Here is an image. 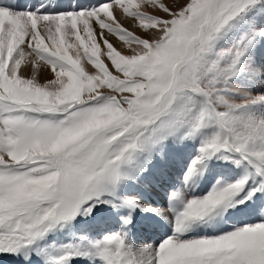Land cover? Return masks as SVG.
Segmentation results:
<instances>
[{"label":"snow or ice","instance_id":"1","mask_svg":"<svg viewBox=\"0 0 264 264\" xmlns=\"http://www.w3.org/2000/svg\"><path fill=\"white\" fill-rule=\"evenodd\" d=\"M260 17L264 0H98L67 10L0 0V255L264 264V90L252 89L264 83L254 52L264 41ZM169 140L198 142L169 206L122 194L164 158ZM213 160L241 175L190 194ZM98 204L129 215L99 238L73 235L76 217ZM137 208L171 234L133 244ZM242 213L258 219L220 227ZM201 225L218 231L188 235ZM65 227L67 242L45 243Z\"/></svg>","mask_w":264,"mask_h":264},{"label":"rangeland","instance_id":"2","mask_svg":"<svg viewBox=\"0 0 264 264\" xmlns=\"http://www.w3.org/2000/svg\"><path fill=\"white\" fill-rule=\"evenodd\" d=\"M54 3H56V1L53 2V4ZM87 5H86V7H88ZM82 6H84V5H82ZM70 8L71 7H62V8H60V10H67V9H70ZM53 10H55V8ZM260 18L261 19H264V17H260ZM125 26L126 27H129L130 29H132V22L130 21V24L129 25H125ZM132 30L137 31L138 34H140L138 29H132ZM111 39L112 40H115L116 42H118L115 37H111ZM254 52H255V60H256L257 66L264 65V41H261L260 43H258L255 46ZM260 79H264V77H261ZM234 83H236L237 86H240L244 82L241 79L238 78ZM252 89L254 91L264 90V83H260L259 81H257L255 84L252 85ZM197 147H198V142H196V141H180V142H174L172 140H169L167 142V146H166L165 152H164V155H166V160H164L165 158L164 159H161L159 157V160L160 161L158 162L155 159H153V162L151 163V165L149 166V168L156 166V172L158 173V175H157V173L153 169V172L155 174L154 176H155V178H160V186L159 187H162L166 191V192H164V198H163V203L164 204H162V206L164 205V206H166V208L169 206V202H168L169 200H167L169 193L171 191H174L176 188H178V187L181 186V184H182V179L181 178H183V174H184V171L187 168L188 163L190 162V160L192 159V157L196 154ZM169 159H171L173 161L170 163L168 161ZM177 160H178V162H181L182 163V168L181 167L178 168V166H177V170H175L176 169L175 162ZM158 163H161V164L158 165ZM171 164L173 166H170ZM229 167L230 168L232 167L231 164L225 163V162H222V161L213 160V161L209 162L208 169L205 172H207V174H208L209 170H211L210 174L208 176H207V174H206V176H204V174H203V176L197 177L195 179V182H194V185H193L194 186V191L190 192V194H192V195L203 194L204 191L206 192L212 186V184L215 183L214 180L222 179V180H225V181H232V180L237 179L241 175V169L236 168L235 171L237 172L238 175L237 176H233L232 175L231 177H229V174L228 173L226 174V172L227 171L229 172V170H230ZM163 168L165 170L164 172L162 170ZM223 169L225 170V173L223 175L222 174L218 175V173L222 172ZM144 173H147L148 175L152 176V174L150 173V170L149 169H147V171H145ZM161 174L163 176H161ZM212 175H215L216 176L215 177L216 179L215 178H212L211 177ZM150 180H151L150 177H147L146 178L145 176L141 175L139 177L138 181H135V182L128 181L127 183H125L122 186V188H121V192L124 195H132V196H135L139 200V202L142 204L144 202V200L141 197V195H139L140 194V191L137 188H140L142 191L146 189L145 190V193H147V194L149 193L151 196H156L157 195V194L155 195L157 189H154L155 187L154 186H151L153 183H151ZM177 181H179L181 183H177ZM165 182H169V183L171 182V184L168 185V183H166V184H164L165 187H163V183H165ZM173 183H175V189L171 188V187H173ZM178 185H180V186H178ZM157 197L159 198L158 195H157ZM98 206H100V204L96 205V207L93 209V214L92 215H95L98 212L96 210V208ZM108 207H110V206H108ZM151 207H152V205H151ZM156 208L158 209V207H156ZM111 210L112 209H109V211H111ZM143 212H148V211H143ZM149 213H153V212H149ZM105 214L106 215L108 214V215L111 216V214H113V213L112 212L111 213H107L105 211ZM115 214H116V210L114 212V216H112V217H116V219L122 216V215L115 216ZM85 218H87V217L77 216L76 219L72 222V227L79 226V229H78V232H79L78 235L79 236L80 235H84V236H87L88 238H99L100 236H102L106 232H115V231H117L119 229L118 227H114V228H109V229L106 228V229L102 230V228H104V227H102V228H98L97 227L96 230H97V232H100V233L99 234H95V235H89L90 232L89 231H86V228L88 226L86 228H84V227H81L80 226V223H79V221H84ZM138 219L140 220L141 218L138 217ZM254 219H258V217H255V218L252 217V218L249 219V221L251 222ZM144 220L145 221H147V220L150 221V224H152L154 226L157 225L156 222H152L150 219H144ZM133 223L135 224V227H134V230L135 231H136V229H137L138 226H140V225L141 226L142 225L144 226L145 225L143 223H135V222H133ZM96 230L95 229H93V231L91 230V233L92 232L94 233V231H96ZM64 232H67V231L65 230ZM57 233H58V231H55L54 233L50 234L48 236L47 240L45 241V243L47 244V243L53 242L54 239L56 237H58L57 236ZM129 233H131V230L129 231ZM162 239H164V238H161L160 240H158L153 245L158 244ZM55 241H57L58 243H63L64 240H63V238L61 239L59 237V240H55ZM59 241H62V242H59ZM3 256H9V255H7V254L0 255V261L8 260L6 258L1 259V257H3ZM33 258H34V263L33 264H38L37 263L38 262V259H36L37 256L34 255V256H32V259ZM77 260H80V259H77ZM74 261H76V260H74ZM74 261H72V262H74ZM95 264H99V261H96Z\"/></svg>","mask_w":264,"mask_h":264},{"label":"bare ground","instance_id":"3","mask_svg":"<svg viewBox=\"0 0 264 264\" xmlns=\"http://www.w3.org/2000/svg\"><path fill=\"white\" fill-rule=\"evenodd\" d=\"M53 4V2H55ZM44 0H14V4L16 7H23V8H36L38 7L41 3H43ZM98 2V0H50V3L53 4V9L55 8V6H59V8L62 7H73L74 4L76 5H84L86 6H91L92 4ZM125 25H129L130 21L124 22ZM113 42L115 44H117V47H121V45L116 42L115 40H113ZM170 163L173 161L171 159L168 160ZM213 163V162H212ZM224 164V163H223ZM175 165L178 166V168H180L179 163L177 162ZM170 166H173L172 164ZM232 167L230 168L229 172L227 171L226 174H229V177L233 176H237V172L235 171L236 167L231 165ZM223 167V166H222ZM172 168V167H171ZM211 168V167H210ZM177 170V167L176 169ZM181 170V169H180ZM211 170H209L208 174L207 172L204 173V176H207L210 174ZM221 173H225L224 170H222V172L218 173V175H220ZM168 177V176H167ZM212 178H215V175L211 176ZM216 179V178H215ZM154 189H157L156 187ZM146 190V189H145ZM145 190H143L141 192L142 194V198L144 200V202L142 203V205L148 206V207H152L153 209H157L156 207L159 208H166V206H159L158 202L161 201L163 202V198H164V192H166L164 189H157L155 195L157 194L159 196V198L156 196H151L149 193H145ZM160 190V191H159ZM164 191V192H163ZM140 195V194H139ZM154 203V204H153ZM109 206V205H108ZM106 204H100V206H98L96 208V210L98 211L95 215H91L88 216L87 218H85L84 221H79L80 226L81 227H85V226H91L90 230L93 229H97L98 228H102V227H107L109 228V225L111 227L116 226V224H118L121 227V219L120 217L116 219V217H112L114 216V212L116 210V214L115 216H128L129 215V210L127 208H121V209H113L111 207H108ZM155 207V208H154ZM109 209H112L111 211H109ZM105 211L107 213H113L110 215H106ZM242 214H238L235 215L234 218L230 217L227 220L226 225H221L220 227H228L229 229L231 228L232 225L237 224L239 222H244L242 220L241 217ZM110 216V217H109ZM131 216L133 218H131V224L128 226L129 230H131V233H129V236L131 238V241L133 244L139 245L140 242L144 241L146 244H151L154 241H158L159 238L163 237L164 234L168 233L171 234V226L165 222V220H163L160 216L154 214L153 213H149V212H143L140 209H135L134 211H131ZM138 217H140L141 219L139 220ZM143 219V220H142ZM144 219H150L152 222H156L157 225H152L150 224V221H145ZM135 223H143L145 224L144 226L140 225L137 227L136 231L134 230L135 227ZM67 232H64V231ZM213 231H218V229H213L210 227H206L204 225H201L199 227L194 228V230L190 233H188L189 235H197V234H205L208 232H213ZM71 233L75 236H79L77 233V228L75 227H71ZM95 233H99L97 232V230L91 234H95ZM57 236L54 240H59L60 238H63L64 241H67L70 238V230L69 228L65 227L62 230H58ZM8 259V260H4V261H0V264H33L34 263V258L30 260H25L22 256H18V255H11V256H7L1 258V259ZM38 259V264H44V261L42 260V258L40 256H37ZM89 261L88 260H76L74 262H72V264H88Z\"/></svg>","mask_w":264,"mask_h":264}]
</instances>
